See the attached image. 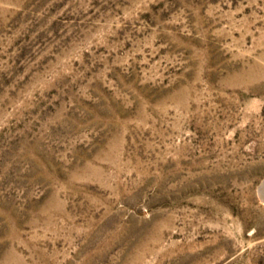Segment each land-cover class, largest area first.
Segmentation results:
<instances>
[{
	"label": "rangeland",
	"instance_id": "rangeland-1",
	"mask_svg": "<svg viewBox=\"0 0 264 264\" xmlns=\"http://www.w3.org/2000/svg\"><path fill=\"white\" fill-rule=\"evenodd\" d=\"M263 179L264 0H0V264H264Z\"/></svg>",
	"mask_w": 264,
	"mask_h": 264
},
{
	"label": "water",
	"instance_id": "water-1",
	"mask_svg": "<svg viewBox=\"0 0 264 264\" xmlns=\"http://www.w3.org/2000/svg\"><path fill=\"white\" fill-rule=\"evenodd\" d=\"M260 189H261L262 199L264 200V179L262 180V182L260 184Z\"/></svg>",
	"mask_w": 264,
	"mask_h": 264
},
{
	"label": "bare ground",
	"instance_id": "bare-ground-1",
	"mask_svg": "<svg viewBox=\"0 0 264 264\" xmlns=\"http://www.w3.org/2000/svg\"><path fill=\"white\" fill-rule=\"evenodd\" d=\"M262 201V200H261Z\"/></svg>",
	"mask_w": 264,
	"mask_h": 264
}]
</instances>
